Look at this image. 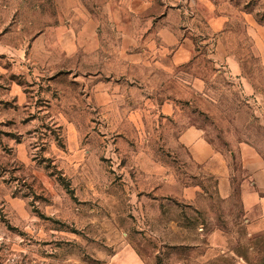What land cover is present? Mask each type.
<instances>
[{
	"label": "rangeland",
	"instance_id": "374dc122",
	"mask_svg": "<svg viewBox=\"0 0 264 264\" xmlns=\"http://www.w3.org/2000/svg\"><path fill=\"white\" fill-rule=\"evenodd\" d=\"M259 165L264 0H0V264H264Z\"/></svg>",
	"mask_w": 264,
	"mask_h": 264
},
{
	"label": "crops",
	"instance_id": "0c3cea01",
	"mask_svg": "<svg viewBox=\"0 0 264 264\" xmlns=\"http://www.w3.org/2000/svg\"><path fill=\"white\" fill-rule=\"evenodd\" d=\"M180 139L189 147L193 158L197 161H204L208 156L213 155L211 146L205 141L200 129L196 126L187 127L181 133ZM250 177L255 189L250 191L246 185H242L240 190L241 201L245 207H249L254 202L264 209V167L259 165L253 169Z\"/></svg>",
	"mask_w": 264,
	"mask_h": 264
}]
</instances>
